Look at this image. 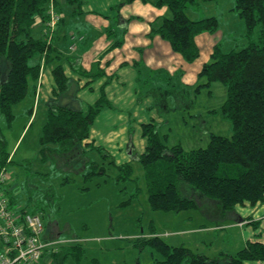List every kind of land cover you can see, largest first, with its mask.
I'll list each match as a JSON object with an SVG mask.
<instances>
[{"label": "trees", "instance_id": "trees-1", "mask_svg": "<svg viewBox=\"0 0 264 264\" xmlns=\"http://www.w3.org/2000/svg\"><path fill=\"white\" fill-rule=\"evenodd\" d=\"M75 1L82 6V0H67V3ZM142 1L168 7L170 15L157 16L151 21L149 35L158 34L168 40L186 62H193L200 55L196 37L204 31L215 32L220 27V19L215 15L194 19L187 13L190 6L215 0ZM55 3L59 5L58 0ZM48 4L49 0H0V112L9 124L15 119V106L29 94L36 93L38 88L41 63L31 60L43 53H46L45 62L60 58L55 38L48 42L44 36L33 33L37 17L47 19ZM233 9L245 22L243 37L246 41L241 47L234 45L228 50L216 44L211 60L205 62L199 72V79L205 78V81L196 86L197 92L206 87L211 93L214 82L225 85L226 98L219 109L213 111H220L231 121L232 134L210 132L206 146L185 149L181 143L169 145L168 134L161 135L154 120L143 123L147 145L138 161L144 170L142 176L152 210L179 212L213 202L222 211L220 215L226 218L237 205L264 202V0H236ZM120 43L118 41L114 46ZM75 69L92 77L90 81L107 75L98 62L90 70H82L79 66ZM52 71L56 86L39 140L42 161L52 160L58 154L86 157L83 141L90 136L95 119L102 110L113 107L106 92L112 76H107L101 85L97 99L84 108L75 95L78 83L67 75L63 63H57ZM90 147L97 149L104 160L111 156L103 145ZM10 154L5 149V140H0V167H6L12 161ZM108 162L117 168L114 176L117 184L139 180V176L134 175L131 160L117 163L111 158ZM107 172L108 166L104 162L100 165L93 160L89 171L82 175L92 180L107 175ZM65 180L73 179L65 176ZM120 190L124 191L125 187ZM142 190L137 185L127 202L137 198ZM10 202L16 204L11 198ZM22 210L37 211L26 205ZM151 233L154 235L140 238L137 244L140 247L149 245L158 252L160 257L156 258L155 264H251L252 261H264V243L260 240H248L235 254L223 251L211 257L185 244H169L154 227ZM58 250L45 254L44 264H64L65 258L71 254L78 263L84 254L79 241L63 252Z\"/></svg>", "mask_w": 264, "mask_h": 264}, {"label": "rangeland", "instance_id": "rangeland-1", "mask_svg": "<svg viewBox=\"0 0 264 264\" xmlns=\"http://www.w3.org/2000/svg\"><path fill=\"white\" fill-rule=\"evenodd\" d=\"M135 1L138 0H82L81 7H84L85 10L97 9L105 16H112L114 12L108 11L111 9L117 12V17L124 14V17L128 18V23L131 24L132 22H141L137 15L147 19L143 12L145 8L139 7ZM139 1L144 4H151L159 11L165 8L169 11L167 6L158 7L151 2ZM224 2L225 0L203 2L205 7H201L200 12L210 15L219 14L223 11L221 8ZM61 5L63 8L66 7L65 4ZM55 6L61 16L59 15L60 19L55 25L53 38L69 17L66 10L59 9L56 3ZM73 6L77 7L78 1ZM146 10L148 11L147 8ZM188 12H191V9ZM85 15L86 12L84 18ZM38 19L41 21L42 35L44 36V22L47 19L43 20L42 17ZM220 19L226 23L220 27L222 32L227 31L228 21L225 15H221ZM239 20H241L242 28L240 25L237 26L238 32L236 36H233L232 43L233 46L241 47L246 41V37L241 36L239 31H243L242 33L245 34L246 25L240 17ZM85 22L86 24L90 23L83 18H79L78 21L70 19L65 27L67 31L73 29L76 32L78 25L81 26ZM70 35L74 38L72 34ZM230 37V34L225 33V40L223 41V49L225 50L232 47L228 46ZM53 38L52 40H54ZM78 49V52L83 51L85 49L84 44L80 43ZM201 58L202 61L206 59L205 52ZM35 60L36 58L31 61ZM56 63L53 61L47 64V73L43 78L41 95L36 97L29 95L24 101L18 103L14 108L15 119L10 124L5 115L0 112V140H5V149L8 152L13 151L17 145L11 156L12 161L6 164L9 171V183L14 185V193L18 194L17 207L26 205L31 210L36 209L42 213L46 223V234H48V230L56 227L54 222H57V227L61 231L60 238L62 240L69 239L59 244L58 248L60 251L62 250L61 252L77 241L84 247V254L78 263L71 254L65 258L64 264H94L96 261L98 264H155L156 258L160 257L158 252L149 245L140 247L137 244L140 238L154 235L151 233L152 227L169 244L175 246L185 244L194 251H208L206 245L201 242V239H207V237H213V244L209 246L210 250L224 249L225 247L239 249L241 244L232 242L236 240L235 238L226 236L222 240V234L220 232L217 234V231H194L201 224L210 225L220 221V214H216V211L218 210L219 213L220 210L214 205L209 208L200 205L196 209H186L179 212L152 210L148 201L146 182L142 176L144 170L138 159H133L135 160L133 165L135 167L134 175L139 176V180H126L119 184L114 180L117 168L112 165L108 168L107 175L92 180L85 179L82 174L89 171L93 161L90 156L89 158H82L80 155L58 154L54 155L52 160L42 161L39 140L46 115L43 111L48 107L50 100L54 98L51 84L54 82L52 68ZM72 68L81 74V80L88 78L87 75L75 69V65H72ZM79 79H74L78 86ZM203 81L205 78L199 79L194 86L188 87L187 85L181 86L177 78H174L172 82L170 81L171 86H164V89L157 86L160 81L152 82L155 87H140L136 94L133 109L126 111L128 118L140 119L144 114L148 115V119L153 117L159 126L160 134H168L167 143L169 145L181 143L185 149L206 146L209 142L210 132L230 136L232 134L231 121L220 111H213L214 108L219 109L224 102L226 87L222 82H214L211 86V93L206 87L197 92L196 86ZM166 83L168 84V82ZM78 91L79 88L76 93ZM78 95L82 101V106L87 107V102H91V100L86 97L92 95L88 93L83 98L82 95ZM39 100V114L32 126H28L24 130L29 117V113L26 111L27 107L33 103L37 107ZM133 123L132 120L130 122L131 131L135 133L136 127L134 126L136 125ZM134 133H132L133 141ZM21 134L22 136L17 143ZM96 154L98 153L95 151L93 159L96 158ZM130 155L134 154L131 153ZM110 160L111 158L104 161ZM65 176L73 180L67 181ZM137 185L141 186L143 190L137 198L127 202L130 194L135 192ZM124 187L125 190L121 191L120 189ZM216 237L218 239H215ZM57 238L59 240V237Z\"/></svg>", "mask_w": 264, "mask_h": 264}, {"label": "crops", "instance_id": "crops-1", "mask_svg": "<svg viewBox=\"0 0 264 264\" xmlns=\"http://www.w3.org/2000/svg\"><path fill=\"white\" fill-rule=\"evenodd\" d=\"M58 2V6L62 10H66L69 17H67L64 22L65 24L59 28L60 31L56 33L55 45L58 47V51L61 52V54L60 58H56L57 60H54V62L63 63L65 72L69 77H72L73 79L80 78L81 85L79 83V91L77 93L75 92V95L80 98L78 95L80 94L83 98L84 95L90 93L92 96H87L86 98L91 100V102L89 101L87 103H93L99 96L100 87L104 81H106L107 76H112L106 86V92L113 103V107L102 110L95 119L91 128L90 136L83 141L87 150L85 158H89L90 156L91 160L100 163L104 162L108 168L111 166L108 164L109 162L104 161L98 150L92 149L90 147L91 145H103L111 154L109 158H114L117 163L129 160L134 162L135 160L133 159H138V156L146 149L147 138L143 135L142 124L154 120L153 117L148 119V115L144 114L140 119H129L126 112L133 109L136 94L137 91L140 90V87L146 86L151 88L154 86V83L152 82L160 81V84L157 86L164 89V86H171V82L174 78H177L181 83V86H194L199 81L198 75L204 63L211 60L212 52L216 44H221L224 48L223 41L225 40V33H228L231 35L228 46H233V36L237 35V26H241V20H239L237 12L233 9L236 0H225L221 8L223 11L219 14L215 13L213 15L217 16L219 19L221 18V15H225L226 20L228 21L227 31L222 32L220 27L226 23L220 19V27L215 32L204 31L200 33L196 37L197 43L200 47V55L193 62H186L179 52L173 50L171 43L168 40L158 34L153 36L149 35V31L151 30L150 21H153L157 16L170 15V11H167L166 8L159 11V9L151 4H144L139 0L135 1V3H138L139 7L141 6L145 8L143 12L146 14L147 19L137 15L139 19H141V22H132L130 24L128 23V18L124 17V14L117 17V12L112 11L111 9L108 11L110 13L114 12L112 16H105L104 13L97 9L85 10L84 7H79L80 3H78L77 7L73 6L77 1L70 4L67 3V0H58ZM60 3L65 4L67 8H63V5ZM204 3L201 2L197 6H191V8H188V15L194 19L210 16V14H203L200 12L201 7H205ZM189 9H191V12H188ZM85 12L86 15L84 18L83 16ZM105 14H107V12H105ZM79 18H83L90 23L86 24L85 22L81 24V26L78 25L76 32L73 29L67 31L65 26L70 22V19L78 21ZM40 22V19L37 17L33 25V33L38 37H43L42 24ZM239 32L241 36L244 35L242 33L243 31ZM70 34H72L74 38H72ZM118 41L121 43L114 46ZM80 43L84 44L85 49L78 52V46ZM75 46L77 47L75 48ZM72 48H75L74 51ZM86 50L87 52H85ZM204 52L206 53V59L202 61L201 57ZM45 54L46 53L36 56V60L33 61L41 63V76L38 88L36 93L29 94L31 96L34 95V97L41 95L43 78L47 73L46 67L47 64L50 63L45 62ZM95 62H98L99 66L106 71V76L99 77L92 81H90L92 77L87 76L88 78L81 80V74H78L72 68V65H75L79 66L82 70H90L93 68ZM179 70H181V72H179ZM53 81L54 82L51 84L52 91L56 86L55 79H53ZM166 82H168V84ZM39 103L40 100L37 107L35 106V103L30 107H27L28 109L26 111H28L29 117L25 123L24 130L28 126L31 127L32 125L30 126V124H33L36 120L40 110ZM83 107L86 108V106ZM47 110L48 107L44 109L43 113L47 114ZM45 119L46 115L44 116V121ZM132 120L134 121L133 124L136 125L134 126L136 127L135 133L131 131L132 126L130 122ZM132 133H134V141ZM21 136L22 134L17 143ZM13 151H11L10 158ZM95 151L98 154H96V158L93 159ZM131 153L135 156L130 155ZM7 189L13 202H18V194L14 193V185L8 183ZM207 204L208 205L205 207L209 208L214 205L219 208L217 203L211 202ZM205 209L206 208H204V211H206ZM217 211L216 214L222 212L220 211L218 213ZM219 219V222L211 223L210 225L201 224L198 228L194 229V231H217V234L220 232L222 234V236L220 235L222 240H224L226 236L235 238L236 240H233L232 242L235 241V244H241L239 249H241L248 240H260L264 243V202L259 201L255 204L246 202L242 205H237L226 218L220 215ZM50 225L52 224L50 223ZM54 225L56 227L48 230V234L46 235L48 237L60 238L61 231L57 227V222H54ZM218 237L215 239H218ZM212 238L207 237V239H201V242L208 248V251H204L203 253L211 257L217 256L223 251L235 254L239 250L236 247H225L224 249L216 248L215 250H210L209 246L213 244ZM251 264H264V261H252Z\"/></svg>", "mask_w": 264, "mask_h": 264}, {"label": "built area", "instance_id": "built-area-1", "mask_svg": "<svg viewBox=\"0 0 264 264\" xmlns=\"http://www.w3.org/2000/svg\"><path fill=\"white\" fill-rule=\"evenodd\" d=\"M47 9L44 37L50 42L61 14L55 0H49ZM8 175L7 167H0V264H44L43 256L57 251L59 244L68 239L48 237L42 213L11 204Z\"/></svg>", "mask_w": 264, "mask_h": 264}]
</instances>
